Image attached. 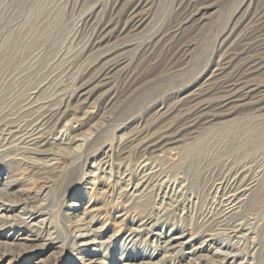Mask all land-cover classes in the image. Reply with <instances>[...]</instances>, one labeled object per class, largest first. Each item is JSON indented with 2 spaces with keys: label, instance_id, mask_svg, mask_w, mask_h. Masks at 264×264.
Segmentation results:
<instances>
[{
  "label": "rangeland",
  "instance_id": "rangeland-1",
  "mask_svg": "<svg viewBox=\"0 0 264 264\" xmlns=\"http://www.w3.org/2000/svg\"><path fill=\"white\" fill-rule=\"evenodd\" d=\"M150 1L145 8L148 19L138 33L118 37L107 30L99 49L91 52V38L103 25L119 20L131 0H0V125L19 127L12 130L16 133H1L0 146H12V140L38 124L39 114L57 109L77 83L90 80L93 71L88 74V68L100 52L127 41L139 47L117 51L110 59L124 64L110 73L106 85L91 84L87 100L68 105L62 124L77 129L81 122L74 119L86 115L89 123L78 132L86 131L89 142L72 156L64 154L63 147L49 146L64 154L55 157L60 173L37 179L27 164L33 156L0 154V188L8 181L14 184L9 191L15 196L29 198L30 205H46L44 214L39 212L27 222L22 217L28 215L19 213L23 206L0 208V243L7 244L0 247V264H264V197L254 202L252 212H246L255 190L261 193L264 188V108L248 98L229 106L234 107L230 115L223 114L213 107L217 93L201 92L230 45L248 38L250 24L264 12V0H214L201 12L203 16L195 17L203 20L194 18L193 25L185 24L179 37L171 33L173 27L180 26L198 0ZM157 31L167 37L163 43L155 44L158 39L152 35ZM168 38L172 39L165 44ZM187 43L180 67L156 71L170 47ZM143 48L149 49L147 57L142 56ZM254 75L251 83L262 87L264 107V74ZM133 76L135 85L125 91L124 82ZM114 91L117 96L109 103ZM194 97L193 104L204 106L200 124L189 132L169 135L154 154L143 155L142 142L152 141L164 126L173 124L182 114L180 106ZM39 102L46 104L31 106ZM40 107L47 109L39 113ZM92 125L95 128L87 132ZM52 128L49 124L46 131L54 141L58 130ZM14 154L19 161L9 160ZM145 163L156 168L143 186L134 193L125 190L118 173L137 176V166ZM98 164L102 171L91 174ZM227 171L231 173L226 180L231 182L235 172L238 179L253 177L256 182L242 208L215 224L212 219L219 217L218 212L210 210L209 204L222 201L226 191L215 190L213 181ZM162 182L183 187L177 190L187 196L180 201L184 211L179 202L168 206V200L161 202L153 189L149 191ZM90 216L93 229L105 230L79 238L85 232L76 221L82 218L86 223ZM42 220L44 229L30 226ZM228 222H239L244 236L227 228ZM130 230L136 232L129 235ZM180 232L185 234L183 246L166 249L165 235ZM4 251L10 255L2 257Z\"/></svg>",
  "mask_w": 264,
  "mask_h": 264
},
{
  "label": "bare ground",
  "instance_id": "bare-ground-1",
  "mask_svg": "<svg viewBox=\"0 0 264 264\" xmlns=\"http://www.w3.org/2000/svg\"><path fill=\"white\" fill-rule=\"evenodd\" d=\"M212 1H214V0H198V2L196 3V6L193 8V10H191V13L189 12L190 14L189 13H188L189 15L187 14L188 17H185L184 19H182V21L183 20L184 21L179 24L180 26L177 29L175 27H173L171 33L172 34L174 33L175 35H177L178 33L182 34L181 33L182 29H184L183 26H185V24L193 25L192 24L193 19L196 16L198 17L200 14H202L201 13L202 11L205 12L210 7L209 5L211 4ZM191 2H192V0H191ZM150 4H151L150 0H131V2H129L127 7H126V9L123 13V16L119 20H117L116 22H114V21L110 22L109 24L103 25L101 28H99V30L96 32L94 37L91 38V40L89 41V44H88L89 50L91 52H93L94 50L97 51L99 49L101 43H102L101 40L107 34V32L109 33V31L112 33H117L118 37L122 36V35L123 36L125 35V37H129V36H131V34L134 35V34L138 33L137 31L144 24H146L148 16L145 13V11H146L145 8L150 7L151 6ZM185 5H186V3H185ZM263 8H264V6H263ZM190 9H191V7H190ZM203 14L201 16H203ZM201 16L198 19L197 18H195V19L198 21H202L203 18L201 19ZM190 21H191V23H190ZM196 22L197 21L193 22L194 25ZM120 23H122V24H120ZM107 30H109V31H107ZM263 30H264V12L260 13L258 16H255L254 21H252V23L250 24V26L248 28V38H241L236 43L230 45V47L224 52L222 59L219 61V64L216 66L214 72L209 77L208 81L204 85H202L203 87L200 86V88L202 87V91H201L202 93H207V92H211V91H215V93H217L216 95H218V99L214 102L215 105L213 107L215 109H219V110L223 111L224 112V113L222 112L223 114L230 115L232 113L234 107L229 108V106H233L235 102H240V101L248 99V98H250V100L254 99V102H253L254 104H256V105L258 104L257 106L262 105V108H264L263 102H261L263 99V96H261V93H263V92H261L262 87L258 84L251 83L252 82L251 78L253 77L254 74L255 75L256 74H259V75L264 74V31ZM162 34H164V33L161 32L159 34L157 31V33L152 35V38L158 39L155 42V44H158L159 42L163 43L164 40H166L167 37L163 38ZM168 36H170V35L168 34ZM177 36L174 38H177ZM171 39L172 38L167 40L165 42V44L167 42H169ZM165 44L163 45V47H165ZM187 46H189L188 43L187 44H179L175 49H173L174 47H170L168 49L165 57L160 61L159 64H157L156 71L158 72V70H160V69L166 70L169 67L171 69H177L178 67H180L183 64V62L186 60L185 53L189 49ZM126 47H135V48L139 49V47L137 46V44L135 42L127 41V42H123L121 44L115 45L106 51L100 52L99 55H97V58L93 61V63L91 64V66L88 68V71H87L88 74L91 71H93L92 72L93 77L88 81L85 78L86 79L85 82L83 79L82 80L83 83H81L82 81L77 83L75 89L73 90L72 95L64 98L63 103L60 105V107H58L55 110L48 109L42 115L39 114V117L41 116V118H40L38 124H33V127L31 129L29 128L30 130L24 131L23 133H21V135L18 138H16L14 141L12 140V146L5 147L6 144L0 146V154H4L6 156H9L10 153L21 152V153H25L26 155L33 156L32 158L29 159L27 164L30 166L31 170L32 169L35 170V172L32 173L33 174L32 176H35L37 179H43V176L45 174H49L52 172L60 173L61 170L59 167H57V161H56L57 159H55V157L57 155H64V154L69 155V156L70 155L72 156L74 154H78V152L85 146V144L89 142V137L86 136V134H87L86 131L78 132L83 127L87 126L88 125L87 123H89L88 119L90 120V118H88V119L85 118L86 115L84 117H82L81 119H77V118L74 119L76 122H79V121L81 122L80 124H78L77 129H74V130L70 129L69 130V129H67L68 128V125H66L67 123L64 125L62 124V120L65 119V114L67 112L68 105L73 100H75L76 102H79L80 100L84 101L85 99L87 100L88 97H90L89 92L92 91V88H88L91 84L96 83V84H99L98 86L106 85L107 80H108V76L110 75V73L115 68H117L119 65L124 64V62L120 63V61H112L113 59L111 60L110 58L114 54H116L117 51L126 49ZM148 53H149V49L143 48L142 56L147 57ZM236 58H237V62L235 61V64L240 63L241 67L235 69V66H234L235 64L232 65L231 62H233L234 59H236ZM105 59H107V60H105ZM229 69L230 70L233 69L234 71L226 73L225 71H227ZM224 72L227 75L226 74L224 75ZM89 77H88V79H89ZM132 78L133 79H131L130 81H126V83L124 82L123 89L125 91H127L129 88H131L133 85H135L136 78L134 76ZM96 84L93 88H96ZM34 94H36V93H34ZM196 94H199V93H196ZM116 96H117V92L116 91L112 92L111 98L108 100L109 103L111 101H113L116 98ZM196 98L194 97V99L193 98L189 99L190 102L188 101L183 106H180L181 109L179 111L182 114L177 117L178 119H176V121L173 124L169 123L168 125L164 126L163 129H161L159 131V133L157 134L155 139H153L152 141L147 140V141L142 142L140 149H141V152L143 153V155L154 154V152H156L158 150V148L160 146H162L163 142L166 140V138L169 135H172V134L178 135L180 133L189 132L200 124V122L203 119H201V116H199V115H200L201 110L204 106L203 105L198 106V104H196V103L193 104V102L196 101ZM198 98H200V97H198ZM191 100H193V101H191ZM44 104H46V102L35 103L34 105H31V106L37 108L39 106H44ZM256 105H254V106H256ZM30 109L28 108V111H30ZM43 109H47V107L41 108L39 113H41ZM33 113H35V112H33ZM36 118H38V117H36ZM30 119L32 120L33 118H30ZM39 123H41V125ZM49 124L52 125L53 130H55V131L58 130V134H57L58 136H56L54 141H51V139H49V135L46 131V128L48 127ZM15 128H19V127H17V126L15 127V126L8 125V124L3 125L1 123L0 134L3 132H8V133L13 134L14 131H12V130ZM93 128H95V126H93V125L90 126L87 132L92 131ZM170 130H172V131H170ZM66 131H68V132H67V134L64 135V132H66ZM14 133H16V130ZM61 133H62V135H61ZM182 135H184V134H182ZM51 142H52V144H51ZM51 145L63 147L62 151H66V153L63 154L60 152H53V149H49V146H51ZM17 155H19V154H17ZM16 158H17V156L14 154L13 157L12 156L9 157V160L19 161ZM17 164H18V162H17ZM155 168L156 167H154V166L150 167V165L145 163V164H142L141 166H137L136 170H139V172H140V174L137 176L135 174L136 172L134 173L135 175L133 174V175H127V176H125L126 171L120 172L118 174H120V176H123L122 180H124L123 182H124L125 190H127V188H131V190H133V193H134L139 189V186H143L144 179L146 181V178L150 175V172L152 170H154ZM100 171H102V166L99 165L96 168V171H91V172H94L91 174H95V173H98ZM147 171H149V173H147ZM112 172H113V170H111V173ZM230 173H231L230 171H227L226 172L227 175L225 174V177H222V175L224 174L222 172L219 175L218 179L216 178L217 180L214 179V181H213V182H216L215 190L226 191L224 193V196H222V197H224V199H222V201L218 202L217 204L215 202H211V204H209L210 210H217L216 212H218L217 216H219V217L216 219H212V222H214L215 224H220V218L222 216H225V215L228 216L232 211H234L238 207L242 208L247 192L252 190L251 186H252V184H254L256 182L255 178H253V177L252 178L249 177V179H248V177H246V178L243 177L242 179H238L237 177L239 175L237 174L238 175L237 176L236 172L232 175V177L233 176L234 177L232 178L233 181L231 182L230 180H226L227 176L230 175ZM110 177L111 176H109V178ZM10 179H12V178H10ZM195 179L199 180L200 178L198 177ZM238 180H240V181L238 182ZM118 182H120V180H118ZM213 184H215V183H213ZM0 186H2L1 183H0ZM13 187H14V184L9 183L7 181V183L3 184V187L0 188V208L2 211H9V210H13L15 208H19L20 206H23L19 209L20 210L19 213L24 214V215H28V218H24L21 216L23 218L22 220H24V222H27V220H29L30 218L32 221L35 220L34 219V218H36L35 214H37L39 212H40L39 214H41V215L44 214L43 210L45 208L44 206H46L45 204L41 203L38 206L30 205V203L28 202L29 198H21V196H15L14 193H12V191L11 192L9 191L10 189H13ZM149 187H147V188H149ZM182 188H183L182 186L177 187L176 185H173V183H168V184L164 185V183L162 182L161 184H156V186H154V187L152 186V188L149 189V191L152 192V189H153V191L155 192V196L161 197V199H160L161 202H163L165 199L168 200L169 201L168 206H170L174 203H178V202H179L178 204L180 206L181 205L180 201L182 200V197H184V199H183L184 201L187 200V198H186L187 196H183V194H181V193L179 194V192L177 190V189L181 190ZM40 195H42V192ZM253 197H255V199H253V198H252L253 200L251 199L252 204H250L248 206V210H246V212H252L254 210V207H255V205H253V204H255L254 202H256L258 200H262V198L264 197V188L261 189V193H259V191L255 190V192L253 193ZM180 207L183 211L185 210L183 205H181ZM231 214H233V213H231ZM236 216L240 217V216H238V214ZM15 217H17V216H15ZM89 218H90L89 221L86 223H83L84 219H82V218L78 219L76 221V222L80 223L79 228L81 229V231L85 232V234L79 235L78 236L79 238H87L88 236H92L98 232L105 230L104 227H100L96 230L93 229L90 225L92 222H94V217L90 216ZM242 219H243V217L240 219H236L235 221H239ZM1 221L2 220H0V222ZM38 223L41 225L40 227L38 226ZM45 225H46L45 220L37 221L35 223L30 224V226H34L40 230L44 229ZM225 226L227 228L232 229L233 233L239 234L240 236H244L241 233V231L238 230V229L242 228V226L239 222H236L234 225H231V223L228 222L225 224ZM134 232H136V231L130 230L129 235H132ZM176 234L177 235H174V234H166L165 235L166 237L168 236L167 238H169L164 243V246H166V249L175 250V249L183 246V244H184L183 240L185 239V234L182 232L176 233ZM170 235H173V236H170ZM89 244H91V243H89ZM5 246H7V244L0 243V247H5ZM4 252H6V253L2 254V257H8L10 255L9 253H7V251H4ZM139 257H143V256L139 255Z\"/></svg>",
  "mask_w": 264,
  "mask_h": 264
}]
</instances>
